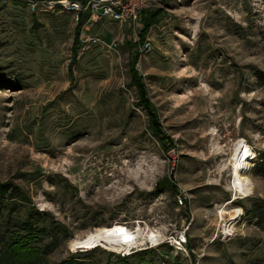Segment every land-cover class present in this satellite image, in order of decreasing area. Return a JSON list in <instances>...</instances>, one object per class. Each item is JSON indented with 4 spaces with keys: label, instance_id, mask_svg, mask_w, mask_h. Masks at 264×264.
I'll list each match as a JSON object with an SVG mask.
<instances>
[{
    "label": "rangeland",
    "instance_id": "rangeland-1",
    "mask_svg": "<svg viewBox=\"0 0 264 264\" xmlns=\"http://www.w3.org/2000/svg\"><path fill=\"white\" fill-rule=\"evenodd\" d=\"M149 2L138 30L148 23L152 47L139 54L114 21L89 33H125L117 52L81 53L68 13L0 0V181L45 213L40 225L67 228L44 264H264V176L253 173L264 152V0ZM237 146L248 153L244 198L232 185ZM115 226L142 243L72 247Z\"/></svg>",
    "mask_w": 264,
    "mask_h": 264
},
{
    "label": "trees",
    "instance_id": "trees-1",
    "mask_svg": "<svg viewBox=\"0 0 264 264\" xmlns=\"http://www.w3.org/2000/svg\"><path fill=\"white\" fill-rule=\"evenodd\" d=\"M139 33L142 42L148 32V23ZM81 21L75 26L73 50L78 44ZM137 54V53H136ZM138 55V54H137ZM257 82L264 86V72L256 71ZM1 82V81H0ZM4 84V83H3ZM254 175L264 176V152L253 168ZM176 188V187H175ZM45 213L39 212L24 190L11 182L0 181V218L4 232L0 236V264H44L43 261L58 244L61 235H67L63 224L40 225ZM264 221V213H259L258 222ZM46 239V242H43ZM40 243V246H38ZM42 243V244H41ZM110 254H113L110 252ZM58 264H88L78 257H69ZM106 264H129L123 256Z\"/></svg>",
    "mask_w": 264,
    "mask_h": 264
},
{
    "label": "built area",
    "instance_id": "built-area-1",
    "mask_svg": "<svg viewBox=\"0 0 264 264\" xmlns=\"http://www.w3.org/2000/svg\"><path fill=\"white\" fill-rule=\"evenodd\" d=\"M31 12L39 10L52 12L55 9L66 12L71 16L75 25L81 21L78 35V50H89L93 45H98L108 51H118L119 43L123 41L125 33L120 32L115 38L107 41L98 35L89 33L93 24L102 20L116 22L120 28L123 26L131 29L130 37L138 47V53L150 50L151 40L149 37L141 42L139 37L140 12L150 7V0H24ZM180 205L186 204V198L182 194L177 195Z\"/></svg>",
    "mask_w": 264,
    "mask_h": 264
},
{
    "label": "bare ground",
    "instance_id": "bare-ground-1",
    "mask_svg": "<svg viewBox=\"0 0 264 264\" xmlns=\"http://www.w3.org/2000/svg\"><path fill=\"white\" fill-rule=\"evenodd\" d=\"M239 146L236 147L231 159L234 162L232 185L235 192V198H244L252 194V187L249 178L245 177L242 173L245 171L243 169L249 166L245 162L247 159H245V157L248 153L247 150H244L246 148L243 147L244 149H242ZM234 213L237 216L242 213V210L237 209ZM104 230L105 231H97L94 234H89V236L87 238L85 237L86 239L84 240H82L83 238L77 239L73 242L72 247L75 249L87 250L96 247L95 245L100 242L102 246L108 249L129 253L133 247L138 245V243H142L141 239H138L135 233L128 231L126 228L115 226ZM143 237H145V234L141 238ZM145 239L151 245H159V242L162 240V236L155 231H150L147 233Z\"/></svg>",
    "mask_w": 264,
    "mask_h": 264
},
{
    "label": "water",
    "instance_id": "water-1",
    "mask_svg": "<svg viewBox=\"0 0 264 264\" xmlns=\"http://www.w3.org/2000/svg\"><path fill=\"white\" fill-rule=\"evenodd\" d=\"M110 227H106V229H109ZM109 235V234H108ZM85 238H83L82 240H84ZM102 242V241H101ZM100 244V242L98 243ZM98 244H96L95 246H97Z\"/></svg>",
    "mask_w": 264,
    "mask_h": 264
}]
</instances>
